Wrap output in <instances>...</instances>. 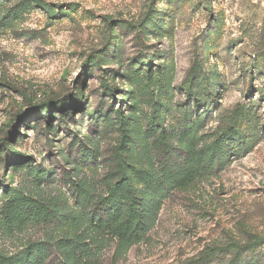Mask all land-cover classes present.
Listing matches in <instances>:
<instances>
[{
  "label": "rangeland",
  "instance_id": "rangeland-1",
  "mask_svg": "<svg viewBox=\"0 0 264 264\" xmlns=\"http://www.w3.org/2000/svg\"><path fill=\"white\" fill-rule=\"evenodd\" d=\"M0 259L264 264V0H0Z\"/></svg>",
  "mask_w": 264,
  "mask_h": 264
},
{
  "label": "trees",
  "instance_id": "trees-1",
  "mask_svg": "<svg viewBox=\"0 0 264 264\" xmlns=\"http://www.w3.org/2000/svg\"><path fill=\"white\" fill-rule=\"evenodd\" d=\"M80 104L81 102L78 101V105ZM42 117L44 118V120H50L52 117L50 109H46ZM18 156L21 159L25 158V156L20 153L18 154ZM206 158L208 163H210L209 160L211 161L212 159H214L213 149L209 148V152L206 155ZM97 205L98 206H96V209H102L109 212L121 211V215L119 216V218L111 222L109 226H114L116 230L128 228V234L131 238L135 237L138 234L141 227L142 215L137 197L134 193V189L129 181H125L122 186L108 188L106 195L97 201ZM27 207H29L30 210L33 209L31 214H33V216L36 217L37 220H40L42 222L52 218V215L55 214L53 210L45 207L44 205L34 208L31 202L21 205L20 209L23 213H28L29 211H27ZM26 254L27 252L21 251L16 255L6 258L4 261L13 262L20 256ZM4 261L0 259V264H5Z\"/></svg>",
  "mask_w": 264,
  "mask_h": 264
}]
</instances>
